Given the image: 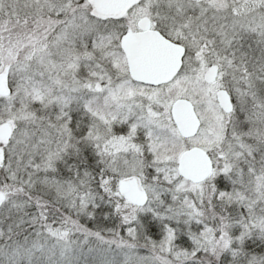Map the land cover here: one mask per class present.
I'll use <instances>...</instances> for the list:
<instances>
[{
	"label": "snow or ice",
	"instance_id": "snow-or-ice-1",
	"mask_svg": "<svg viewBox=\"0 0 264 264\" xmlns=\"http://www.w3.org/2000/svg\"><path fill=\"white\" fill-rule=\"evenodd\" d=\"M0 264H264V0H0Z\"/></svg>",
	"mask_w": 264,
	"mask_h": 264
}]
</instances>
